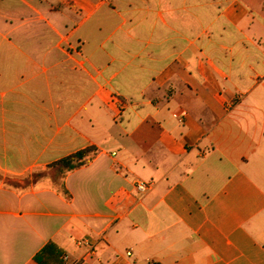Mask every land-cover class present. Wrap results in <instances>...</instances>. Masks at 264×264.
<instances>
[{
	"label": "crops",
	"instance_id": "1",
	"mask_svg": "<svg viewBox=\"0 0 264 264\" xmlns=\"http://www.w3.org/2000/svg\"><path fill=\"white\" fill-rule=\"evenodd\" d=\"M48 243L264 264V0H0V264Z\"/></svg>",
	"mask_w": 264,
	"mask_h": 264
},
{
	"label": "trees",
	"instance_id": "2",
	"mask_svg": "<svg viewBox=\"0 0 264 264\" xmlns=\"http://www.w3.org/2000/svg\"><path fill=\"white\" fill-rule=\"evenodd\" d=\"M96 154L95 146H87L49 164L47 167L53 170V180L58 185L57 188L63 193H67L62 183L65 175L89 163ZM60 255V250L53 243H48L35 255L34 259L38 264H61Z\"/></svg>",
	"mask_w": 264,
	"mask_h": 264
},
{
	"label": "built area",
	"instance_id": "3",
	"mask_svg": "<svg viewBox=\"0 0 264 264\" xmlns=\"http://www.w3.org/2000/svg\"><path fill=\"white\" fill-rule=\"evenodd\" d=\"M181 119V117H178ZM134 188L135 190L140 194H144L146 193L150 188H151V183L150 182H147V181H144V180H141V179H135L134 180ZM78 243L80 245H83L86 247V256L88 255H91L93 254L94 252V246L87 240V239H81L80 241H78ZM131 251L128 250L126 251V255L127 256H131ZM64 261H65V264H68V257L65 255L63 257Z\"/></svg>",
	"mask_w": 264,
	"mask_h": 264
}]
</instances>
